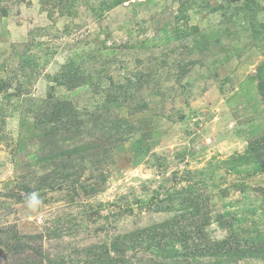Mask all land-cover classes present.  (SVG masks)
Masks as SVG:
<instances>
[{
	"label": "rangeland",
	"instance_id": "rangeland-1",
	"mask_svg": "<svg viewBox=\"0 0 264 264\" xmlns=\"http://www.w3.org/2000/svg\"><path fill=\"white\" fill-rule=\"evenodd\" d=\"M0 264H264V0H0Z\"/></svg>",
	"mask_w": 264,
	"mask_h": 264
}]
</instances>
